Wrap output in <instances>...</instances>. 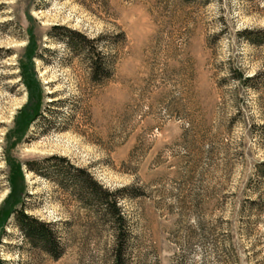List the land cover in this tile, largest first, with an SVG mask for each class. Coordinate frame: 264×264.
<instances>
[{
    "label": "rangeland",
    "instance_id": "rangeland-1",
    "mask_svg": "<svg viewBox=\"0 0 264 264\" xmlns=\"http://www.w3.org/2000/svg\"><path fill=\"white\" fill-rule=\"evenodd\" d=\"M243 29H264V0H0V203L13 159L15 208L58 253L10 215L0 264H114L115 220L49 155L115 198L119 264H264V35L254 44ZM28 55L39 114L20 134ZM237 73L262 75L250 86Z\"/></svg>",
    "mask_w": 264,
    "mask_h": 264
},
{
    "label": "trees",
    "instance_id": "trees-1",
    "mask_svg": "<svg viewBox=\"0 0 264 264\" xmlns=\"http://www.w3.org/2000/svg\"><path fill=\"white\" fill-rule=\"evenodd\" d=\"M58 27L59 26H54L53 29H57ZM65 30L73 32L72 30ZM239 33L242 34L247 41L255 44L261 40V38H259V35H264V29L256 31L243 29ZM95 53L97 54V52H93L94 58H90L89 60L94 77L97 73H100L98 72L100 62H97L98 60H96ZM30 57L31 55H28L27 64H23L21 70L23 81L29 88L28 102L29 100L30 102L29 104L27 103L28 105L24 106L15 116L13 124L14 127L11 130V132L14 133L19 132L21 134L25 130L29 122H31L39 114L37 107L39 104L38 100L40 98L39 92L41 91V88L33 71ZM237 75V77L242 81L243 84L251 86L256 84H251L250 82L256 80L258 76L262 75V73H254L251 76H243L241 73H237ZM257 87V89H263L264 86ZM53 159L60 160L66 163L65 167L58 171L63 180L68 181L71 186H75L78 189L79 194L83 193L86 197H92L101 207L104 208L105 211H107V213H109V215H112L113 220H115L117 226L116 230H114L116 242L112 250V261L114 264H119L120 261L125 257V250L122 243L124 238V228L122 226L123 218L117 209L115 198L111 199V193L97 184V182L92 179V177L88 174V172H86L85 169L75 167L70 164L65 158L55 155H49L48 157L44 158V160L46 161ZM7 163L9 168L8 182L10 188L9 192L0 203V238L4 234V225L7 218L10 215H13L15 217L18 228L22 231L23 235L26 237V239L29 240V242L34 244L37 241L38 245H40L42 249L48 251L52 255V257H56L58 253L54 252V249L57 246L52 232L43 222L26 214L20 207L23 204L22 194L24 191L20 163L16 162L13 159H7ZM36 163V161L31 160L25 161L23 164L28 170L33 171L38 175H44V173L38 167H36ZM258 165L259 167H262V169L260 170V174L264 176V161H261ZM17 204H20V206L18 208H15Z\"/></svg>",
    "mask_w": 264,
    "mask_h": 264
}]
</instances>
